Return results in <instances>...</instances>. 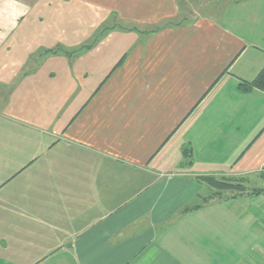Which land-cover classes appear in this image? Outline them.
<instances>
[{
	"label": "crops",
	"instance_id": "0c3cea01",
	"mask_svg": "<svg viewBox=\"0 0 264 264\" xmlns=\"http://www.w3.org/2000/svg\"><path fill=\"white\" fill-rule=\"evenodd\" d=\"M213 2L0 0V264H264V0Z\"/></svg>",
	"mask_w": 264,
	"mask_h": 264
},
{
	"label": "trees",
	"instance_id": "16d2710c",
	"mask_svg": "<svg viewBox=\"0 0 264 264\" xmlns=\"http://www.w3.org/2000/svg\"><path fill=\"white\" fill-rule=\"evenodd\" d=\"M104 31H108V27H103L102 28ZM103 31V32H104ZM103 36V33L100 35L101 38ZM97 39V38H96ZM98 40V39H97ZM93 43H90L88 46H92ZM59 55L63 54L69 58H74L78 52L76 49H66L63 47H56L54 49L50 50H45L42 52H39L32 60L38 61L39 59H42L44 56L47 55ZM239 89L243 92H250L254 89H257L259 91L264 92V69L256 76V78L252 81H242L239 83ZM187 157H191L190 153H187ZM200 182H202L207 188H208V193L209 196L207 195V198H203V201L206 203L211 200H221V199H227L232 197V193H238L239 195L243 194L246 192L247 188L245 186V182L242 180H238L236 178H231V177H202L199 179ZM262 190L260 189H254L252 190L249 194L251 196H258L262 194ZM234 197V196H233ZM201 205H196V206H190L187 207L183 212H189L191 210H196L199 209Z\"/></svg>",
	"mask_w": 264,
	"mask_h": 264
},
{
	"label": "rangeland",
	"instance_id": "374dc122",
	"mask_svg": "<svg viewBox=\"0 0 264 264\" xmlns=\"http://www.w3.org/2000/svg\"><path fill=\"white\" fill-rule=\"evenodd\" d=\"M192 2V5L190 6V7H187V8H192L193 10L192 11H194V9L196 10V11H203V12H206V10L205 9H207V5L209 4V3H199L198 1L197 2H195V1H191ZM218 2V0H214V2H213V4H215V3H217ZM212 4V3H211ZM210 4V5H211ZM192 17V16H191ZM112 25V22L110 21L109 23H108V26H111ZM11 190V189H10ZM5 193V192H4ZM232 196H238L239 194L238 193H232L231 194ZM3 197V194H0V207H1V201H2V198ZM5 200H7V199H5ZM5 220H4V214L2 213V211L0 210V224H2L3 222H4Z\"/></svg>",
	"mask_w": 264,
	"mask_h": 264
}]
</instances>
